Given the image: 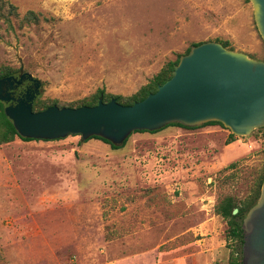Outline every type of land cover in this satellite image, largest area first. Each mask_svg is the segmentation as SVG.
<instances>
[{
  "label": "rangeland",
  "instance_id": "374dc122",
  "mask_svg": "<svg viewBox=\"0 0 264 264\" xmlns=\"http://www.w3.org/2000/svg\"><path fill=\"white\" fill-rule=\"evenodd\" d=\"M6 1L17 14L0 18V70L23 67L42 100L132 95L198 42L264 59L250 0ZM231 133L172 125L120 148L73 134L0 144V264H230L242 244L215 206L261 191L264 126Z\"/></svg>",
  "mask_w": 264,
  "mask_h": 264
},
{
  "label": "water",
  "instance_id": "95a60500",
  "mask_svg": "<svg viewBox=\"0 0 264 264\" xmlns=\"http://www.w3.org/2000/svg\"><path fill=\"white\" fill-rule=\"evenodd\" d=\"M264 41V0H250ZM19 78H0V101L20 135L54 140L71 134L88 139L101 136L123 144L137 130L154 131L174 122L198 127L219 121L237 136L264 126V59L250 57L218 41L193 45L180 56L172 76L155 92L133 104L116 98L80 107L51 105L35 111L40 81L23 71ZM29 77L35 89L16 101L15 87ZM16 101V102H15ZM238 212V208L234 213ZM243 264H264V180L257 203L243 220Z\"/></svg>",
  "mask_w": 264,
  "mask_h": 264
},
{
  "label": "trees",
  "instance_id": "16d2710c",
  "mask_svg": "<svg viewBox=\"0 0 264 264\" xmlns=\"http://www.w3.org/2000/svg\"><path fill=\"white\" fill-rule=\"evenodd\" d=\"M11 14H17L16 5L6 0H0V18L4 19L5 22H7L9 25H12V20L10 17ZM39 20H40L39 14L33 10H29L24 15L25 22H28V23L38 22ZM200 43L202 42L195 43L194 45H197ZM221 43H223V45L226 47H229V44H230L229 41H221ZM190 49L191 48H189L186 53H188ZM179 59H180V56L176 60L169 61L168 63H166L162 67V69L157 74H155L153 78L150 79V81L147 84L143 85L136 93L132 95L115 94V93L106 91L104 88H100L92 95L85 97L82 100L77 101V103L75 102V103H70V104L59 103L57 99L42 100L37 95L33 102V108L35 111H41L54 104H57L61 107L63 106L80 107L83 105H96L98 104L101 98L104 101H110L111 99L116 98L120 103L133 104L136 101H140L144 99L149 93L155 92L160 84H163L165 81H167L172 76L174 67L179 62ZM20 73H21V68L15 69L13 67H4L3 69L0 70V78L6 77V76H16L17 77L19 76ZM26 83H29L27 79H26ZM24 92H25V89L23 88V86H21L18 89V91H16V95L17 96L23 95ZM6 105H7L6 102L0 101V144L12 142L13 140H15L16 137H19L25 141L35 140L32 138L23 137L22 135L19 134V132L14 126L13 121L7 116L5 112ZM210 124H221L222 126H224L219 121H210V122L204 123L202 126H206ZM172 125H177V126H181L184 128H196V127H188L181 123L174 122V123H170L166 125L165 127L161 129L150 131V132H157L159 130H162ZM146 131L148 130H137V131H134L133 133L146 132ZM235 137L236 135L234 133H231V137L229 138L228 143L233 142L235 140ZM92 138L101 139L104 142L110 144L113 148H120L123 145H125L126 142L128 141V138H127L126 141L122 145H116L112 143L111 141H109L108 139L101 137V136L94 135L88 139H92ZM263 180L264 178L262 179V184H263ZM260 194H261V191L258 193V195L253 201H244L243 205H240V203L236 200L235 197L228 195L222 198L215 206V213L218 215H221L228 222L229 226L227 230V237L240 240L242 244V248H243V236H244L243 227H242L243 220L246 214L248 213V211L250 210V208L257 203L260 197ZM236 208H238V212L234 213V210ZM239 252H240V256H239ZM242 258H243V252L235 251L232 254V260L230 264H243Z\"/></svg>",
  "mask_w": 264,
  "mask_h": 264
},
{
  "label": "flooded vegetation",
  "instance_id": "af4514ba",
  "mask_svg": "<svg viewBox=\"0 0 264 264\" xmlns=\"http://www.w3.org/2000/svg\"><path fill=\"white\" fill-rule=\"evenodd\" d=\"M21 73H22V71H21ZM20 73V74H21ZM20 74H19V76H20ZM19 76H17L18 78H19ZM26 79H27V81H29V83H26ZM21 86H23V88L25 89V92H24V94L23 95H16V91H18V89L21 87ZM41 86V85H40ZM28 89H30L31 91H33L34 89H35V82L31 79V78H29V77H26V78H24V80H23V83L22 84H20L18 87H15L14 88V90H13V92H12V94L15 96V98H16V101L19 99V98H21L22 96H24L25 95V93L28 91ZM40 90V89H39ZM15 101V102H16Z\"/></svg>",
  "mask_w": 264,
  "mask_h": 264
},
{
  "label": "crops",
  "instance_id": "0c3cea01",
  "mask_svg": "<svg viewBox=\"0 0 264 264\" xmlns=\"http://www.w3.org/2000/svg\"><path fill=\"white\" fill-rule=\"evenodd\" d=\"M160 264V263H159ZM175 264V263H174Z\"/></svg>",
  "mask_w": 264,
  "mask_h": 264
}]
</instances>
